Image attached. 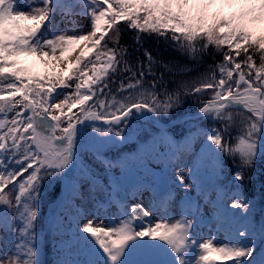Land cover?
<instances>
[{
	"label": "snow or ice",
	"instance_id": "1",
	"mask_svg": "<svg viewBox=\"0 0 264 264\" xmlns=\"http://www.w3.org/2000/svg\"><path fill=\"white\" fill-rule=\"evenodd\" d=\"M60 24L67 26L57 31ZM125 30H133L135 51L143 49L135 68L120 44ZM149 38L193 61L210 48L223 60L209 66L211 73L174 81L169 91L158 68L173 76L193 68L153 56L144 48ZM117 76L123 78L113 93L109 82ZM208 90L195 112L170 121L178 132L157 127L185 97ZM232 109L243 116L234 144ZM204 120L213 123L204 127ZM137 122L149 127L138 129ZM134 138L132 153L105 154ZM225 156L237 168L227 184ZM258 159L264 160V0H0V229L15 239L5 251L0 236V264H43L37 221L42 197L57 182L71 211L52 218L59 236L54 264H264V184L258 201L240 190ZM153 163L166 173H156ZM176 187L184 193L179 216L170 214ZM144 190L152 193L149 207L128 205ZM77 199L93 200L95 215L104 218L81 223L87 213ZM112 206L117 212L109 215ZM154 212L160 219H151ZM206 217L216 232L201 237Z\"/></svg>",
	"mask_w": 264,
	"mask_h": 264
},
{
	"label": "trees",
	"instance_id": "2",
	"mask_svg": "<svg viewBox=\"0 0 264 264\" xmlns=\"http://www.w3.org/2000/svg\"><path fill=\"white\" fill-rule=\"evenodd\" d=\"M111 34V33H110ZM133 36V30H125L121 32V39H120V44L121 45H126L128 46V51L130 53L129 56L126 58L129 61V64L135 68L137 66V57L139 56L140 59H144L143 56V49H141V52L137 53L135 51V45L132 40ZM144 48L149 49L152 52V55L157 57L158 59H162L164 61H178L181 65H188L189 67L193 68V71H198L199 67L204 66H210L217 64L223 60V54L221 52H216L214 48H210L209 52L210 54L205 55L203 57V60L200 62L193 61L188 59L186 56L181 55L178 51L172 50L168 45L164 43H158L156 39L154 38H149L145 44ZM227 51V49H224ZM244 58V53L242 52V57H240V60H243ZM254 60L256 61L257 66L260 64V59H259V54H256L254 57ZM200 65V66H199ZM199 66V67H198ZM197 68V69H196ZM158 72H163L164 73V79L168 81V89L171 91L176 87V84L174 81H179L182 79H191L195 77V73H187L186 75H181L177 74L173 76L172 73L166 72L165 69L163 68H158ZM124 76L129 75V73H123ZM122 77V76H121ZM123 78V77H122ZM151 80V77L148 78ZM119 83V81H118ZM162 95H163V88H158L157 89ZM205 95V94H204ZM195 95H190L185 97V103L182 108V110H188L190 107L194 106L195 104L189 103V99L194 97ZM228 157V156H225ZM227 160L229 161V166L232 167L234 165L232 158L228 157ZM262 162H256L254 169L251 170H245L246 176H252L253 179L250 182L246 183L245 190L247 193L251 196L253 200H259L260 198V191H261V184H264V160H260ZM233 173L234 171L231 170ZM259 217H257L258 219Z\"/></svg>",
	"mask_w": 264,
	"mask_h": 264
},
{
	"label": "rangeland",
	"instance_id": "3",
	"mask_svg": "<svg viewBox=\"0 0 264 264\" xmlns=\"http://www.w3.org/2000/svg\"><path fill=\"white\" fill-rule=\"evenodd\" d=\"M57 19L59 20V17H57ZM78 21L81 25L89 26V21L86 17H79ZM66 26L67 25H65V24H60V27H59V29H57V31L63 30ZM66 55H68V54H66ZM53 63H55V62H53ZM61 67H63V66H61ZM57 70H59V69H57ZM74 111H78V110H74ZM202 144H203L202 139L197 141V143H196V150L197 151L200 150ZM162 165L163 164H160V163H153L150 165V167L156 173L161 175ZM119 171H120L119 168L113 169V173H115L116 175H118ZM173 178H175V177L173 176ZM10 188H11V185H10ZM82 188L84 191H86L85 193H87L88 185L85 184V185H83ZM6 192H8V189L6 190ZM174 193H175V198H174V201L170 207V214L173 216H179V214L182 210V200H183L184 193L178 187H176L174 189ZM15 195H16L15 192L10 193L11 198H14ZM151 195H152V193L150 191L144 190L139 195H137L136 197L131 198L128 205L131 206V205H135V204H143L145 207H149ZM99 198L103 199L102 196ZM79 202H80V206H82L84 208L85 212L87 213L84 216L81 223H83L86 220H93L95 223V222H98L100 219L104 218V214H101L100 216L95 215V213L93 211V208H94V201L93 200L87 199V200H83V201L80 200ZM57 203L52 204L51 206H54ZM68 210L71 211L68 208L62 207L60 214H63L64 212H68ZM116 212H117V209L115 206H112L111 208L108 209L109 215L116 213ZM151 219L158 220V219H160V216L154 212ZM208 219H209V217H206L205 223L200 225L199 232H200L201 237H208L209 235H212L216 232V225H212L211 223L207 222ZM107 223H108V221L105 220L106 225H107ZM15 226L16 225L14 224L13 227H15ZM51 232H53V231H51ZM0 236H2L4 241H5V251H7L8 249H11L13 247V245L15 244L14 235L12 233H5L1 229ZM52 236H53L52 240L49 238V240L45 244L43 243L41 245L40 259H41L42 255H46L47 258L49 257L50 254L58 255L56 245H57L59 236H58L57 232L52 233ZM223 238H224V235H223V233H221L219 239L223 240ZM43 264H46V263L43 262ZM227 264H231V263L227 262Z\"/></svg>",
	"mask_w": 264,
	"mask_h": 264
},
{
	"label": "water",
	"instance_id": "4",
	"mask_svg": "<svg viewBox=\"0 0 264 264\" xmlns=\"http://www.w3.org/2000/svg\"><path fill=\"white\" fill-rule=\"evenodd\" d=\"M49 214H50L49 224H52V218L54 217V215L52 213H49Z\"/></svg>",
	"mask_w": 264,
	"mask_h": 264
}]
</instances>
